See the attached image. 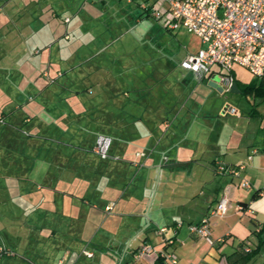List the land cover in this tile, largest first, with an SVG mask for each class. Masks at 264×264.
<instances>
[{"label":"crops","instance_id":"obj_1","mask_svg":"<svg viewBox=\"0 0 264 264\" xmlns=\"http://www.w3.org/2000/svg\"><path fill=\"white\" fill-rule=\"evenodd\" d=\"M121 2L0 0V245L14 250L3 264H80L82 255H99V264H161L156 254L135 257L145 242L174 252L173 264H248L264 243L249 257L246 247L259 240L241 238L243 254L235 235L264 233V204H256L264 186L250 193L241 182L250 169L264 183V150L226 138L196 85L205 78L181 65L200 38L192 33L196 49L175 61L186 71L179 73L141 38L149 35L143 3L167 4ZM98 133L112 136L107 158L93 150ZM217 160L244 168L219 173ZM224 195L229 207L211 215L212 237L192 232L189 224Z\"/></svg>","mask_w":264,"mask_h":264},{"label":"built area","instance_id":"obj_2","mask_svg":"<svg viewBox=\"0 0 264 264\" xmlns=\"http://www.w3.org/2000/svg\"><path fill=\"white\" fill-rule=\"evenodd\" d=\"M163 1L167 4L165 9L161 8L158 2L150 5L143 3V6L155 19L163 20L168 29L177 30L184 27L200 38V48L196 52L188 53L181 62V65L193 71L198 79L202 80L207 74L219 72L222 83L229 89L235 81L232 71L236 64L247 67L258 77L264 76V0ZM216 65L219 68L215 67ZM111 146L112 136L105 133L97 134L93 150L99 156L109 157ZM243 168L244 164L241 163L231 165L223 160H217L216 169L219 173L231 172L233 175H239ZM241 184L244 187H251V181L247 178H244ZM228 207L229 198L224 195L209 214L189 224L190 230L205 237H212L211 215H225ZM107 209L110 210L111 205L107 206ZM247 210L253 211L250 208ZM165 229L166 227L161 226L159 231L164 232ZM217 240H224V236L218 237ZM246 250L251 249L246 247ZM84 252L93 254L88 250ZM4 253L12 254L13 251L1 244L0 256ZM150 254L158 255L161 264H173L178 261L174 252L164 248L158 249L147 242L139 246L134 253L136 258Z\"/></svg>","mask_w":264,"mask_h":264},{"label":"rangeland","instance_id":"obj_3","mask_svg":"<svg viewBox=\"0 0 264 264\" xmlns=\"http://www.w3.org/2000/svg\"><path fill=\"white\" fill-rule=\"evenodd\" d=\"M118 1H122L121 2L122 4L127 3V0H118ZM127 4L131 5L130 3ZM143 19H144L143 26L146 30L149 31L148 33L149 35L143 36V34H141V38L145 42L143 45V47H145V51L150 52L151 55L157 54L160 56H166L167 58H169V61H171L172 64L175 65V69L179 73L183 72L185 75L186 74L185 69L180 65H178L175 61L180 62V60L184 57L185 53L189 49L190 50L196 49L198 42L197 38L192 33L187 31L185 28L178 31L166 29L162 25L161 21L155 19L152 16V14L143 17ZM215 67L219 68L217 65ZM232 73L241 82V84H250L253 83L256 78H259L250 69L240 64L234 65ZM211 76H214L215 79L217 80L220 79L221 81L219 72H215L214 74H207L205 80L202 82H198L196 85H198L199 88L203 90L202 91V93L204 94L203 102L206 104V107L212 113H214L216 119L222 121V124L224 125L223 127L226 128V138L232 137L233 143L239 141H244V143L253 142L254 145V146L252 145L253 147H256L258 149L260 148V150H264L262 148L263 147L262 145H264V86L261 88L254 87L245 90H242L240 88V91H232L230 88L226 89L223 84L224 89H218L208 85L209 79L212 78ZM232 108L236 109V113H234V109ZM24 132L26 133L25 130ZM21 136L24 138L22 140L28 138L23 133L21 134ZM223 155L224 154H221L220 157L222 158ZM202 160L204 162L209 161L207 159V156L203 157ZM247 173H248L247 177H249V179L250 176L254 177L252 180V186L248 188V192L253 193L255 188L259 187V185L264 186V183H262L261 180L259 179L260 173L258 170L248 169ZM217 174L221 175L218 172ZM215 176H216L215 178L212 176V179L218 180L219 177L216 175V173ZM182 177L185 179V176ZM159 180H160V176L157 177V181ZM197 182L202 183L205 194L210 192L211 190L210 184H208L206 181L203 182L202 178H199ZM157 188H159V184H157L156 187L153 188L152 195H150L149 197L150 202L148 203V206L151 205V202L152 203L155 202ZM256 199H259L258 202H256L258 206L260 205L262 206L264 204V195L257 196ZM258 217L262 221L264 220V207L263 210L260 209V214L258 212ZM248 233L250 236L252 235V238H254L255 241H257V239L259 240L260 238H262L264 243V233L259 235L257 232L252 233L250 229L249 232L242 234V236H238V234L235 235V237H239V239L236 240L235 247H239V249L243 252V254L247 252L244 250L245 247L241 246V242H243V239L241 240V238L244 237V239H246L247 237L246 235ZM235 237L233 238L232 235H229L228 241L232 242V240H234ZM7 239H8L7 243L11 244V242L13 241V237L7 235ZM245 243L252 244V240L249 239ZM88 247L94 248L95 245L93 243L90 244ZM6 248L10 249L8 247ZM233 252L234 251H232L231 253ZM5 254L8 255L10 253L2 254L0 258V264H3L7 259L5 258ZM98 257L99 255L94 257H87L86 255H82V257L80 258L81 259L80 264H99L100 261L97 260ZM118 258H120V256L116 257V261ZM250 260H248L249 261L248 264H257V263L259 264L261 262L264 264V246L262 247L261 252L253 256ZM243 263H245L244 259L242 260V263L239 260L236 263H232V264H243Z\"/></svg>","mask_w":264,"mask_h":264},{"label":"trees","instance_id":"obj_4","mask_svg":"<svg viewBox=\"0 0 264 264\" xmlns=\"http://www.w3.org/2000/svg\"><path fill=\"white\" fill-rule=\"evenodd\" d=\"M50 81H53V79ZM235 81L237 82L239 88H241L242 90H245L248 88H254V87L255 88H261L264 86V76L256 78L255 81L253 83H250V84H241V82L236 77H235ZM0 118L5 122V120L3 119V116H0ZM242 203H246V202H242ZM262 228H264V225L262 226ZM262 243H263V239L260 238L257 247L254 249H251L248 252L249 257L258 251V249Z\"/></svg>","mask_w":264,"mask_h":264},{"label":"water","instance_id":"obj_5","mask_svg":"<svg viewBox=\"0 0 264 264\" xmlns=\"http://www.w3.org/2000/svg\"><path fill=\"white\" fill-rule=\"evenodd\" d=\"M212 78L209 79L208 81V85H210L211 87L213 88H218V89H224L223 87V83L222 81L217 80L214 78V76H211ZM232 91H240V88L237 84L236 81H234L232 84H231V88H230Z\"/></svg>","mask_w":264,"mask_h":264},{"label":"flooded vegetation","instance_id":"obj_6","mask_svg":"<svg viewBox=\"0 0 264 264\" xmlns=\"http://www.w3.org/2000/svg\"><path fill=\"white\" fill-rule=\"evenodd\" d=\"M1 119V118H0ZM1 122H4L2 119L0 120ZM112 147V146H111ZM5 246V245H4ZM6 247V246H5Z\"/></svg>","mask_w":264,"mask_h":264}]
</instances>
